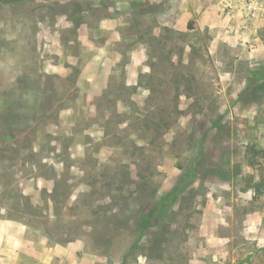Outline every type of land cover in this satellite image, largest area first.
Wrapping results in <instances>:
<instances>
[{"label":"rangeland","instance_id":"obj_1","mask_svg":"<svg viewBox=\"0 0 264 264\" xmlns=\"http://www.w3.org/2000/svg\"><path fill=\"white\" fill-rule=\"evenodd\" d=\"M122 172L123 233L77 239L111 264L240 253L248 215L263 236L264 0L0 4V221L54 246Z\"/></svg>","mask_w":264,"mask_h":264},{"label":"crops","instance_id":"obj_2","mask_svg":"<svg viewBox=\"0 0 264 264\" xmlns=\"http://www.w3.org/2000/svg\"><path fill=\"white\" fill-rule=\"evenodd\" d=\"M135 79L131 76L128 83L133 84ZM252 220L253 216L248 215L244 236L254 246L237 253L232 236L200 233L202 245L192 264H264V233L262 237L258 235L260 230L252 225ZM219 224L222 226V220ZM85 245L77 240L65 245L37 246L26 227L15 221H0V264H111L102 255L88 251Z\"/></svg>","mask_w":264,"mask_h":264},{"label":"trees","instance_id":"obj_3","mask_svg":"<svg viewBox=\"0 0 264 264\" xmlns=\"http://www.w3.org/2000/svg\"><path fill=\"white\" fill-rule=\"evenodd\" d=\"M26 1L28 0H0V4L13 5ZM10 113L11 110L6 112L8 118L9 116H11ZM118 175L119 177L117 183H120V185L116 187V196L109 197V203L103 204L99 207H94L93 211H91L86 217L75 221H69V226L66 228V235H72V233L76 235L64 241L55 240L56 244H68L77 240L79 237H87L93 240L96 235L98 236V239H100L104 244H106L108 243V240H111L115 236H118L119 234L123 233V227L126 225L125 212L127 206V199L124 197V193L121 187L123 186L124 182H126L127 174L122 172ZM60 183L61 181H56V188L52 191V196H54L52 199V203L54 204L58 202V198H55V196L60 195L63 192V190H61L62 187H60ZM136 188L138 189V191L135 193L136 197L133 198V200H143L141 191H139V186H137ZM88 197H86L82 203H90L91 201L88 199ZM113 202L114 204L112 209ZM76 203L73 206L74 209H78L79 207L78 203ZM118 204L121 205L120 208H118ZM164 215L165 210L158 214V217L163 218ZM156 216L157 214H153V216L149 215L148 221L150 222L151 219ZM47 236L48 238L51 237L50 234H47Z\"/></svg>","mask_w":264,"mask_h":264}]
</instances>
